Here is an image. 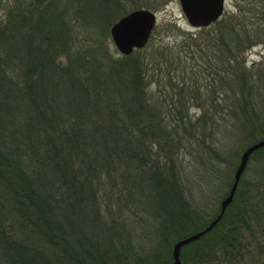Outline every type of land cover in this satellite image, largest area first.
Instances as JSON below:
<instances>
[{"label": "trees", "instance_id": "16d2710c", "mask_svg": "<svg viewBox=\"0 0 264 264\" xmlns=\"http://www.w3.org/2000/svg\"><path fill=\"white\" fill-rule=\"evenodd\" d=\"M170 1L0 0V264H173L174 243L219 213L242 152L264 138V59L245 57L264 45V0L195 32L169 22L173 42L155 26L143 48L112 49L115 21ZM252 161L264 146L181 264H262L264 167L251 182ZM193 176L206 206L192 207ZM113 195L139 202L145 235L120 208L103 221L98 197Z\"/></svg>", "mask_w": 264, "mask_h": 264}, {"label": "water", "instance_id": "95a60500", "mask_svg": "<svg viewBox=\"0 0 264 264\" xmlns=\"http://www.w3.org/2000/svg\"><path fill=\"white\" fill-rule=\"evenodd\" d=\"M182 12L193 28L208 27L217 21L225 10V0H178ZM156 12L147 8H136L115 21L110 27V37L117 50L124 55L135 49L143 48L149 41L156 26ZM264 146V138L247 147L241 154L239 164L234 172V181L228 194L222 199L217 216L202 230L179 239L173 245V264H181V248L210 231L221 219L228 204L232 201L239 178L246 167L249 156L256 149Z\"/></svg>", "mask_w": 264, "mask_h": 264}, {"label": "rangeland", "instance_id": "374dc122", "mask_svg": "<svg viewBox=\"0 0 264 264\" xmlns=\"http://www.w3.org/2000/svg\"><path fill=\"white\" fill-rule=\"evenodd\" d=\"M238 5H242L241 2H239L238 0H225V10L224 13L225 15H230L232 13H235L238 10ZM154 12H156L157 14V21H156V37L159 38H163V40L165 41H170L173 42L175 40H177L178 36L177 34H179L180 32L178 30H176L175 28H170L168 26L169 22L170 23H175L177 27H180L181 31H192L195 32L197 31V28H193L191 25H189L188 21L186 20L182 9L179 5V1L178 0H172L170 1L168 4H166L164 7H162L161 9H157ZM112 40V39H111ZM111 46L112 49L113 47H115L113 41L111 42ZM117 49V48H116ZM245 57L247 60V66H251L253 63H259L264 59V45L262 43H258L253 45L252 47H250L246 53H245ZM152 92L154 93L156 90V86L152 85ZM190 113L194 114V116H198L200 114L199 110L196 108H193ZM232 148H227L226 150H224V153L222 154V158L226 161L227 159L229 160V156L228 153L229 151H231ZM242 151V150H241ZM186 157V156H185ZM236 163L235 161H232V164ZM264 167V161H252L248 164V168L246 170V172L244 173V177L245 179H250V181H257L259 175L257 174V168H263ZM221 173H222V177L220 178L221 181L224 180L226 182H229L231 177L233 176V172H230V168L227 169V165L224 163L221 166ZM189 184V189H191V193L194 194L191 196L192 199V207L193 206H201L206 204L205 201L209 200V196L206 197L205 201H202V198L199 196L200 193L199 191L195 190V186H194V176L193 178H190V180H188ZM226 182V183H227ZM228 185V183H227ZM120 189V186H119ZM118 189V190H119ZM117 190V191H118ZM120 192V191H118ZM208 193V190L206 191V194ZM202 194V192H201ZM204 194V195H206ZM106 197V196H105ZM104 196H99L97 203L100 205V208L102 209V219L105 222V218H104V214L106 213L108 215V211L107 208H110L109 210L113 211L116 215V212L118 211V208H120V214L122 216V218H120V216L117 214V217L115 218L118 222L121 221L123 219H125V223L129 224L131 227H134V229L141 233V235H145V233L148 231V226H152V223H148V218L140 217L138 215H142V207H140V204L137 200H133L131 199H126V197L121 198V200L117 199V197L115 195L113 196H107L105 198ZM223 199V198H222ZM221 199V201H222ZM220 201V204H221ZM203 203V204H202ZM206 206V205H204ZM202 207V206H201ZM219 207V205H218ZM125 215V216H123ZM145 218V221L143 220ZM122 219V220H121ZM83 222L85 223L84 219H82ZM108 221V220H106ZM95 224V232L96 234H98L99 230L97 227V224L99 222L96 221L94 222ZM92 225V226H93ZM145 227V229L143 228ZM143 228V229H141ZM101 235V234H100ZM98 236V235H97ZM250 237L248 236V234L246 233V239L245 242L247 241V239H249ZM264 242V240H263ZM253 247V246H252ZM253 249H255V247H253ZM249 252H251V254H255L256 251H252L249 250ZM257 257L261 258L262 260V264H264V255H257ZM263 258V259H262ZM260 262V261H259ZM258 264V261H257Z\"/></svg>", "mask_w": 264, "mask_h": 264}]
</instances>
